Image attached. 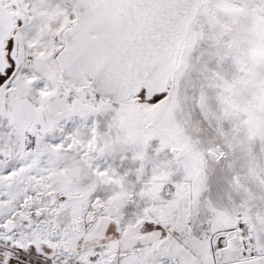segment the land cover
<instances>
[{"label":"snow or ice","instance_id":"obj_1","mask_svg":"<svg viewBox=\"0 0 264 264\" xmlns=\"http://www.w3.org/2000/svg\"><path fill=\"white\" fill-rule=\"evenodd\" d=\"M0 264H264V0H0Z\"/></svg>","mask_w":264,"mask_h":264}]
</instances>
